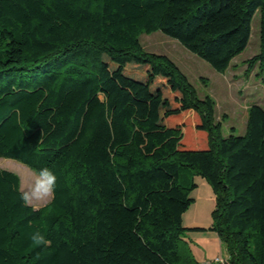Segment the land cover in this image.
Here are the masks:
<instances>
[{"label":"trees","instance_id":"obj_1","mask_svg":"<svg viewBox=\"0 0 264 264\" xmlns=\"http://www.w3.org/2000/svg\"><path fill=\"white\" fill-rule=\"evenodd\" d=\"M257 11L263 72L264 0H0V157L57 176L33 210L0 166V264H199L184 235L201 229L224 264H264V106L224 135L214 97L140 40L161 30L226 72ZM183 169L213 188L209 228L183 223Z\"/></svg>","mask_w":264,"mask_h":264},{"label":"rangeland","instance_id":"obj_2","mask_svg":"<svg viewBox=\"0 0 264 264\" xmlns=\"http://www.w3.org/2000/svg\"><path fill=\"white\" fill-rule=\"evenodd\" d=\"M140 40L147 51L171 57L187 74L199 95L210 94L214 97L216 120L222 122L224 135H229L233 126L235 133H243L246 129L249 107L254 103L264 106V71L259 72L258 66L248 71L247 63V59L260 50L259 11L253 17L252 32L247 47L233 59L226 72L216 70L206 59L190 51L178 39L161 30L143 33ZM185 117L193 121L196 119L193 111H189ZM0 166L16 172L21 178V187L27 185L32 172L36 171L27 164L9 157H0ZM186 172L194 177L197 187L191 192L195 202L189 207L190 211L183 215L184 225H190L188 214L197 208L202 212L201 221L209 228L213 222V210L216 205L213 188L201 175H193L188 169H183V173ZM206 230H209V233H205L207 236L216 234L212 233L216 231ZM189 232L190 230H187L185 234L191 235ZM218 247L224 255L226 245L219 243Z\"/></svg>","mask_w":264,"mask_h":264},{"label":"clouds","instance_id":"obj_3","mask_svg":"<svg viewBox=\"0 0 264 264\" xmlns=\"http://www.w3.org/2000/svg\"><path fill=\"white\" fill-rule=\"evenodd\" d=\"M56 186L57 176L51 169L45 167L32 172L27 185L20 188V198L23 205L31 207L33 210H39L40 207L54 200ZM31 240L38 247L51 245V241L41 232L33 233ZM219 264H223V260Z\"/></svg>","mask_w":264,"mask_h":264},{"label":"crops","instance_id":"obj_4","mask_svg":"<svg viewBox=\"0 0 264 264\" xmlns=\"http://www.w3.org/2000/svg\"><path fill=\"white\" fill-rule=\"evenodd\" d=\"M189 209L187 211H190ZM187 211L185 212V215H186ZM201 214H202V212L200 210H197V208L192 210V212H190V214H188V216H190V217H188V219L190 220V221H188V224H190V225H186V226H190V227L201 226V227L208 228L206 225H204L203 221H201L202 220ZM189 233H191V235L185 234L184 238L187 241L193 255L198 260L199 264H202V263H204V264H219V262L215 261V259L220 254L223 255V253L219 249L220 247H218L219 243H220V245L222 244L220 241L218 233L212 232V233H216V234H211V236H207V234H205V233H209V230H206V229L190 230ZM227 256H228V254L226 251V253L223 255V258L225 259V257H227Z\"/></svg>","mask_w":264,"mask_h":264},{"label":"built area","instance_id":"obj_5","mask_svg":"<svg viewBox=\"0 0 264 264\" xmlns=\"http://www.w3.org/2000/svg\"><path fill=\"white\" fill-rule=\"evenodd\" d=\"M221 260H223V263L226 261L224 258H223V255L220 254L219 256L216 257L215 261L217 262H220Z\"/></svg>","mask_w":264,"mask_h":264}]
</instances>
